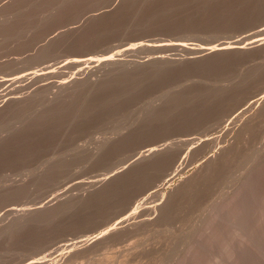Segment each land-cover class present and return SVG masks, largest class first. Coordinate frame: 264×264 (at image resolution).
Segmentation results:
<instances>
[{"label": "rangeland", "instance_id": "rangeland-1", "mask_svg": "<svg viewBox=\"0 0 264 264\" xmlns=\"http://www.w3.org/2000/svg\"><path fill=\"white\" fill-rule=\"evenodd\" d=\"M0 264H264V0H0Z\"/></svg>", "mask_w": 264, "mask_h": 264}, {"label": "bare ground", "instance_id": "bare-ground-1", "mask_svg": "<svg viewBox=\"0 0 264 264\" xmlns=\"http://www.w3.org/2000/svg\"><path fill=\"white\" fill-rule=\"evenodd\" d=\"M89 82V81H88ZM153 152V151H152ZM96 239V238H95Z\"/></svg>", "mask_w": 264, "mask_h": 264}]
</instances>
